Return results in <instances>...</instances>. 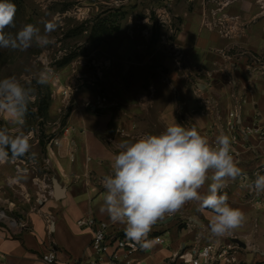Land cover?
<instances>
[{
	"label": "crops",
	"instance_id": "obj_1",
	"mask_svg": "<svg viewBox=\"0 0 264 264\" xmlns=\"http://www.w3.org/2000/svg\"><path fill=\"white\" fill-rule=\"evenodd\" d=\"M161 2L165 3L161 12L166 13L163 23L176 28L175 35L167 42L166 50L161 49L163 52L156 48L147 54L135 49L132 68L126 65L131 58L126 56L118 58L115 68L110 66L104 71L102 85L113 104L87 107V93L71 92L61 133L45 146L42 167L46 171L36 177L44 188L39 206L24 220L12 219L14 224L10 226L0 224V264H46L41 255L50 250L56 254L54 264H86L92 254L91 230L76 224L85 216L107 222L110 234H123L124 225L113 223L100 211L104 194L101 180L111 172L122 143L159 134L177 123L195 127L210 144H215L221 134L230 137L225 122L234 108L238 109L241 126L264 122L262 23H251L241 32L245 44L236 42L260 55L256 62L245 50H230L233 42L203 27L204 0ZM201 96L213 100L215 107L209 114L202 113ZM236 149L234 161L242 175L229 179L221 194H227L230 205L245 213V223L224 236H213L209 230L213 213L201 209L198 202H188L153 226L149 239L160 235L163 242L136 251L133 260L143 264H186L182 255L198 241L229 242L242 262L264 264V207L254 205L249 188L243 185L246 176L253 182L255 170L264 164V141L250 133L243 136ZM54 181L62 191L59 197L54 194ZM209 183L200 189L201 193H206ZM234 238L244 245L234 242ZM175 253L178 258L172 260Z\"/></svg>",
	"mask_w": 264,
	"mask_h": 264
},
{
	"label": "rangeland",
	"instance_id": "obj_2",
	"mask_svg": "<svg viewBox=\"0 0 264 264\" xmlns=\"http://www.w3.org/2000/svg\"><path fill=\"white\" fill-rule=\"evenodd\" d=\"M161 1L167 0L13 2L17 9L16 28L6 31L15 32L24 24L32 23L43 33L45 25L50 23L53 42L45 47L33 45L26 51L0 49V79L16 76L21 83L31 81L36 87L21 129L29 138L31 151L17 158L9 153V159L0 162V211L10 218L0 219V224L10 226L13 220H24L39 206L44 188L36 177L46 171L42 167L45 146L61 133L71 105V92L87 93V107L102 97L106 98V104H113L102 85L104 71L110 66L115 68L118 58L126 56L131 57L125 63L132 68L135 49L147 54L156 48L160 52L166 50L176 28L163 23L166 13L161 12L165 7ZM203 3L206 10L201 17L206 30L233 42L230 50L257 55L236 42L245 44L241 32L251 23L261 22L264 26V0H204ZM44 67L53 68L55 76L45 86L35 85L34 77ZM43 103L45 109L38 113L37 107ZM0 127H10L3 116H0ZM45 178L48 180L47 175Z\"/></svg>",
	"mask_w": 264,
	"mask_h": 264
},
{
	"label": "clouds",
	"instance_id": "obj_3",
	"mask_svg": "<svg viewBox=\"0 0 264 264\" xmlns=\"http://www.w3.org/2000/svg\"><path fill=\"white\" fill-rule=\"evenodd\" d=\"M16 11L10 0H0V49L26 51L33 45L45 47L53 42L50 23L43 33L32 23L15 32L6 31L16 28ZM54 76L53 68L44 67L34 77L35 85L45 86ZM35 93L31 81L21 83L16 76L0 79V116L10 125L0 127V162L8 160L9 153L12 158L30 153L29 138L21 129ZM231 145L228 135L221 134L215 144H210L195 127L177 123L159 134L122 143L111 163V172L101 180L104 194L100 211L113 223L124 225L125 236L142 250L152 247L149 234L158 221L192 201L213 213L210 234L226 235L246 221L245 213L230 205L227 194H221L229 179L242 175ZM208 181L206 193H201ZM251 186L257 195L264 194V174L255 173Z\"/></svg>",
	"mask_w": 264,
	"mask_h": 264
},
{
	"label": "built area",
	"instance_id": "obj_4",
	"mask_svg": "<svg viewBox=\"0 0 264 264\" xmlns=\"http://www.w3.org/2000/svg\"><path fill=\"white\" fill-rule=\"evenodd\" d=\"M256 62L260 61L261 56L251 55ZM106 98H98L94 107H104L106 105ZM200 104L203 107L202 113L209 114L215 107L211 98H200ZM238 118V109H232L227 113V120L225 126L230 130L231 138V154L235 160L237 157V145L243 141V136L253 134L258 140L264 141V122L254 121L250 124L241 126ZM260 172L264 174V164L259 166L255 173ZM254 173V174H255ZM243 185L249 188L251 199L254 205L264 207V194L257 195L252 188V182L246 176L243 180ZM79 227L89 228L91 230V239L89 247L92 250L91 256L86 260V264H143L139 260H133L132 255L136 251L142 250L139 245L129 240L125 233L110 234L108 233V223L96 219L93 216H85L76 221ZM155 243H162L163 238L160 235H154L150 239ZM178 258V253L172 254L171 259ZM183 262L186 264H246L239 260L234 246L228 243H196L189 247L186 255H182ZM41 260L46 264H54L56 261V254L52 250L47 251L41 255Z\"/></svg>",
	"mask_w": 264,
	"mask_h": 264
},
{
	"label": "water",
	"instance_id": "obj_5",
	"mask_svg": "<svg viewBox=\"0 0 264 264\" xmlns=\"http://www.w3.org/2000/svg\"><path fill=\"white\" fill-rule=\"evenodd\" d=\"M54 194H55V196L56 197H59V196H61V189L58 187V185H57V183L54 181ZM234 242H237L238 244H240V245H244V244H242L238 239H236V238H234V240H233Z\"/></svg>",
	"mask_w": 264,
	"mask_h": 264
},
{
	"label": "trees",
	"instance_id": "obj_6",
	"mask_svg": "<svg viewBox=\"0 0 264 264\" xmlns=\"http://www.w3.org/2000/svg\"><path fill=\"white\" fill-rule=\"evenodd\" d=\"M14 1H15V0H10V2H12V3H13ZM44 106H45L44 103H43V106H42L41 104H39L38 107H37V109H38L37 112L39 113V112H40V109H43V110H44V109H45Z\"/></svg>",
	"mask_w": 264,
	"mask_h": 264
},
{
	"label": "bare ground",
	"instance_id": "obj_7",
	"mask_svg": "<svg viewBox=\"0 0 264 264\" xmlns=\"http://www.w3.org/2000/svg\"><path fill=\"white\" fill-rule=\"evenodd\" d=\"M0 219H6L7 220L6 216L1 211H0Z\"/></svg>",
	"mask_w": 264,
	"mask_h": 264
}]
</instances>
